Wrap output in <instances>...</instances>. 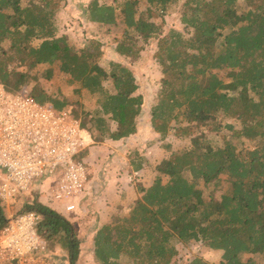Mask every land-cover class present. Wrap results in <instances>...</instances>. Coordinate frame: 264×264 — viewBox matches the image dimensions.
Segmentation results:
<instances>
[{"label": "trees", "instance_id": "1", "mask_svg": "<svg viewBox=\"0 0 264 264\" xmlns=\"http://www.w3.org/2000/svg\"><path fill=\"white\" fill-rule=\"evenodd\" d=\"M67 1L0 0V82L13 94L27 89L36 102L62 111L71 104L68 98L50 94L31 74L39 65L57 64L77 86L75 94L97 99L95 111L80 109L93 141L128 138L137 133L144 106L137 78L122 63L104 68L100 42L90 40L77 50L58 35L56 17ZM239 1L145 0L148 7L141 11V0H93L86 7L89 22L121 33L120 56L137 59L156 42L162 79L151 125L167 151L171 135L191 140L188 149L157 166L151 187H138L128 217H115L98 231L100 264H178L180 246L193 243L222 251L218 264H256L244 255L264 254V0H244V14ZM181 3L180 23L189 35L176 28L165 34L153 11L165 13ZM222 70L230 71L229 84L219 76ZM73 114L79 118V111ZM224 176L229 189L219 197L215 191L205 195L200 184L219 188ZM25 210L41 215L38 231L49 249L58 245L76 264L75 225L37 200ZM7 223L0 201V230ZM188 264L210 263L195 258Z\"/></svg>", "mask_w": 264, "mask_h": 264}, {"label": "built area", "instance_id": "2", "mask_svg": "<svg viewBox=\"0 0 264 264\" xmlns=\"http://www.w3.org/2000/svg\"><path fill=\"white\" fill-rule=\"evenodd\" d=\"M79 118L36 102L28 91L13 94L0 82V201L19 204L43 176H56L52 198L64 210H77L89 171L75 158L88 146ZM42 217L34 210L19 211L0 230V264H56L38 231Z\"/></svg>", "mask_w": 264, "mask_h": 264}, {"label": "rangeland", "instance_id": "3", "mask_svg": "<svg viewBox=\"0 0 264 264\" xmlns=\"http://www.w3.org/2000/svg\"><path fill=\"white\" fill-rule=\"evenodd\" d=\"M91 1L93 0H68L66 2V4L62 7L56 17V24L59 28V34L60 36H66L70 44L77 50L84 49L90 40H96L97 42H100L103 51V56L101 58L100 64L106 69H108L111 62L119 63L121 61L125 65H128L132 68L133 72L136 74L137 81L140 84L141 91L143 92L144 96H146V101L144 102L141 118L138 123L143 128L149 127L151 109L157 102V88L161 84L162 79V74L160 71L161 69L154 59V55L156 52V42L153 41L150 44L146 45L144 50L141 52L140 57L137 59H130L125 57L123 58L118 56L115 50L118 42L122 39L121 33H109L107 32L106 27L100 25L88 26L85 18H83L85 15V9ZM104 2H109V0H100V3ZM147 7L148 6L145 0H141L140 10L145 11ZM238 7L241 13L244 14L247 12L248 8L244 0L239 1ZM181 8L182 3L177 6L169 7L165 13H162L159 10L153 11V19L156 20L157 23L161 24L164 21V23L162 24H164L165 34H167L169 30H171V28H176L182 31L185 35H189L188 30H185L184 26L180 23ZM63 10L65 11L63 12ZM39 44V41L34 42L35 46H38ZM138 45L142 46V42H139ZM5 46H8V44L6 43ZM17 69L20 71L22 70L18 67ZM49 70L56 71V74H54L50 79L46 78V72H49ZM229 72V70H222L218 72L219 76L227 84L231 82ZM32 76L38 79L37 81H39L44 89L50 94L60 95L68 98L71 104L67 108V110L72 113L74 111H79L80 121L83 120L80 115V109H83L87 112H93L98 108L96 104L97 99L95 97H91L86 93H83L82 95L75 94L77 86H74L70 83L69 77L62 73H59V65L57 64L52 68H36L33 71ZM37 81H34L33 83H36ZM25 91L28 90L26 89ZM77 102L78 104H80V106H77ZM228 122L239 126L238 122H236L235 120L230 119L228 120ZM82 128L89 138V131L83 125ZM221 136H224V134L222 133L217 137L218 141H221ZM150 141L153 140L150 139ZM168 142L172 144V148H174L175 150L174 152L188 149L191 146L190 139H177L175 137H169ZM244 142L246 147H251V144L248 141ZM160 149L161 148L157 147L156 152L159 153ZM85 156L86 148L75 159L84 161ZM87 165L89 169V176H91V167L89 161H87ZM0 170L2 171V169ZM89 178L86 184V188L89 184ZM222 178L223 182L221 187L219 188H215L214 186H206L204 183L200 184V187L201 189H203L205 195H209L212 191H215L216 196L219 197L220 195L225 193L229 189L230 183L225 176ZM56 179V176L51 177L50 175H46L39 179H36V181L32 185L31 193L28 196H23L21 198V202L16 206L8 207L1 202L8 220H10V218L17 212L24 211V206L26 204L32 203L34 201L36 193L40 191V188H38L37 191L35 190V188H37V185L40 184L43 185L44 192L42 195H46L48 198L47 204L52 206L54 210L59 214L63 212V202L56 201L52 198V189ZM80 198L81 196L79 194L76 200L77 203ZM179 251L180 253L177 257L178 264H188L194 258H202L211 264H218L219 262H221L223 255L222 251L210 250L200 243H194L186 247L180 246ZM58 258L60 259L59 262L61 264H66L68 262V255L64 251H59ZM244 259L253 260L254 262H256V264H264V254H246L244 255Z\"/></svg>", "mask_w": 264, "mask_h": 264}, {"label": "crops", "instance_id": "4", "mask_svg": "<svg viewBox=\"0 0 264 264\" xmlns=\"http://www.w3.org/2000/svg\"><path fill=\"white\" fill-rule=\"evenodd\" d=\"M83 18H85L88 26L98 25L89 22L85 15ZM58 35L60 36L59 32ZM116 54L118 53L116 52ZM118 56L120 55L118 54ZM119 63L124 64L122 61ZM53 66L55 65L43 64L37 68H52ZM55 72V70L52 71V76L56 74ZM59 73H61L60 70ZM160 87L161 85L157 88V93ZM138 94L143 95L145 102L146 96L141 91L140 84ZM140 118L141 115L138 122ZM170 137L173 136L171 135ZM150 139L153 141H150ZM158 139H160V135L153 130L151 118L149 127L143 128L138 123L137 133L119 141L105 140L96 143L89 134V142L84 158L86 164L89 161L91 167L89 184L85 191L80 194L81 198L78 201L77 210L73 212L63 210L60 213L74 224L77 229V236L80 240V253L76 264H100L95 257V238L98 231L104 226L111 224L115 217H128L135 202L140 197L138 187L143 186L144 188H149L153 185L157 177V166L163 160L169 158L175 151L174 148H171V151L165 150L161 146L162 142L158 141ZM168 140L169 138H167ZM157 147L161 148V152H156ZM138 156L143 159L139 168L135 167V161L139 159ZM3 178L4 172L0 170V182ZM37 186L35 190L37 191L40 188V191L36 193L34 200L54 210L52 206L47 204V196L42 195L44 192L43 185L40 184ZM59 251L66 252L58 245H56L55 250L49 249L56 264H61L58 258ZM66 253L68 255V262L66 264H70L69 254L68 252Z\"/></svg>", "mask_w": 264, "mask_h": 264}]
</instances>
